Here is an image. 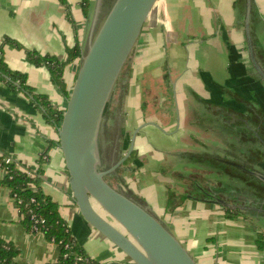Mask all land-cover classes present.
<instances>
[{
	"label": "crops",
	"instance_id": "1",
	"mask_svg": "<svg viewBox=\"0 0 264 264\" xmlns=\"http://www.w3.org/2000/svg\"><path fill=\"white\" fill-rule=\"evenodd\" d=\"M64 1L0 0V44L5 62L12 70L25 72L28 85L34 92L45 95L55 111L64 110L66 96L51 81L44 64L34 65L26 59L24 49L65 60V48L74 40L70 18L76 23L80 38L87 18L80 0ZM243 1L159 0L128 59V117L119 125L112 115L103 137L107 130L116 138L120 128L131 134L140 122L139 116L149 119V112L142 106L144 97L162 92L165 103L168 98V103H172V84L179 90L178 100L185 117L190 90L195 93L197 105L213 106L217 110L231 96V91L237 92V86L248 79L253 81L255 74L247 59L244 37ZM252 12L253 42L264 53V0H252ZM5 38L18 42L22 48L4 43ZM258 61L263 66L264 61ZM77 64L78 60L65 68L70 89ZM219 112L224 113L218 109ZM57 142L56 125L45 119L43 109L21 89H13L0 79V155L10 157L19 168L34 170L45 149L50 147L41 164V187L58 202V211L73 238L89 257L102 264H132L80 215L69 190L68 174ZM154 163L150 159L151 166ZM4 175L5 170L0 166V238L18 250V264L54 261L59 255V245L22 225L15 200L2 182ZM156 179L149 177L148 170L135 177L138 197L168 225L197 264H264V250L256 246V233L264 232V219L259 222L244 214L228 218L220 204L203 199L185 198L173 207L167 204L168 190L158 176Z\"/></svg>",
	"mask_w": 264,
	"mask_h": 264
},
{
	"label": "flooded vegetation",
	"instance_id": "2",
	"mask_svg": "<svg viewBox=\"0 0 264 264\" xmlns=\"http://www.w3.org/2000/svg\"><path fill=\"white\" fill-rule=\"evenodd\" d=\"M128 65L127 61L114 85L106 116L108 125L112 115L119 125L128 117ZM254 74L253 81L248 79L237 86V92L231 91L217 110L197 105L190 90L185 117L174 84L172 103H168L169 98L165 103L162 92L144 97L142 106L149 112V119L139 116L140 122L131 134L121 128L116 138L107 130L104 133L105 168L120 162L106 176L107 181L140 199L134 178L148 170L149 177L158 176L168 190V205L174 207L185 198L211 200L226 205L222 206L224 210H238L256 221L263 220L264 184L246 171L264 173V81ZM218 109L224 113H218Z\"/></svg>",
	"mask_w": 264,
	"mask_h": 264
},
{
	"label": "water",
	"instance_id": "3",
	"mask_svg": "<svg viewBox=\"0 0 264 264\" xmlns=\"http://www.w3.org/2000/svg\"><path fill=\"white\" fill-rule=\"evenodd\" d=\"M158 1L91 0L76 75L56 126L57 144L80 215L132 264H197L144 200L106 179L120 163L105 168L103 132L110 97ZM243 3L247 59L250 68L264 81V68L257 59L251 34L252 0ZM134 136L135 133L132 139ZM246 171L264 184V173Z\"/></svg>",
	"mask_w": 264,
	"mask_h": 264
},
{
	"label": "trees",
	"instance_id": "4",
	"mask_svg": "<svg viewBox=\"0 0 264 264\" xmlns=\"http://www.w3.org/2000/svg\"><path fill=\"white\" fill-rule=\"evenodd\" d=\"M61 1L65 2L64 0ZM90 5L91 0H80L83 15L87 19ZM70 23L73 28L74 40L72 45L65 48V60L61 61L52 55H42L35 50L24 49L25 57L30 63L34 65L44 64L47 67L51 81L59 87L66 97L70 93V88L64 76L65 68L79 59L81 48V38L76 23L71 18ZM4 43H11L17 48H22L18 42L11 38H5ZM258 47L256 44L257 58L264 61V53L259 52ZM0 79L13 89L19 88L30 96L32 102L43 109L45 119L57 126L62 118L63 111H55L45 95L34 92V89L27 83L25 72L12 70L8 66L3 56V44H0ZM49 148L45 149L38 160V168L30 170L32 175L28 174L27 171L29 170L27 168H19L14 161L6 162L5 156L0 155V166L5 170L2 182L7 185L10 195L15 200L20 222L28 231L41 233L47 240L59 245L58 257L46 264H102L100 261L89 257L85 249L73 238L68 224L58 211V202L42 190L41 164L43 156ZM225 213L228 218L242 214L240 211L233 209H227ZM33 215L34 217H32ZM34 226H37L40 232H36L33 229ZM256 246L258 249L264 250V232L261 230L256 233ZM17 254L18 250L11 242L0 238V264H18L16 262Z\"/></svg>",
	"mask_w": 264,
	"mask_h": 264
},
{
	"label": "built area",
	"instance_id": "5",
	"mask_svg": "<svg viewBox=\"0 0 264 264\" xmlns=\"http://www.w3.org/2000/svg\"><path fill=\"white\" fill-rule=\"evenodd\" d=\"M5 161L6 162H11V161H13L10 157H5ZM28 172V174H31L32 175V172L29 170V171H27ZM33 200V199H32ZM32 217H34V215L32 216ZM42 221V220H41ZM33 229L36 231V232H40L39 230H38V227L37 226H34L33 227ZM53 242V241H52Z\"/></svg>",
	"mask_w": 264,
	"mask_h": 264
},
{
	"label": "rangeland",
	"instance_id": "6",
	"mask_svg": "<svg viewBox=\"0 0 264 264\" xmlns=\"http://www.w3.org/2000/svg\"><path fill=\"white\" fill-rule=\"evenodd\" d=\"M77 66H78V64H77Z\"/></svg>",
	"mask_w": 264,
	"mask_h": 264
}]
</instances>
